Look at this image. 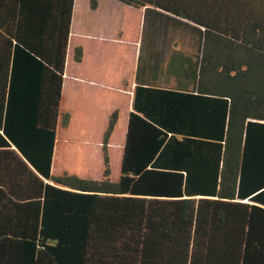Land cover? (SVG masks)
Here are the masks:
<instances>
[{"label":"trees","instance_id":"trees-1","mask_svg":"<svg viewBox=\"0 0 264 264\" xmlns=\"http://www.w3.org/2000/svg\"><path fill=\"white\" fill-rule=\"evenodd\" d=\"M117 1L178 75L137 83L113 180L118 111L100 178L52 172L75 0H0V264H264V0Z\"/></svg>","mask_w":264,"mask_h":264},{"label":"crops","instance_id":"crops-1","mask_svg":"<svg viewBox=\"0 0 264 264\" xmlns=\"http://www.w3.org/2000/svg\"><path fill=\"white\" fill-rule=\"evenodd\" d=\"M95 1L97 6L92 8L91 0H75L60 106L62 113L70 114V124L58 126L52 172L100 178L103 134L110 115L118 111L109 142L112 178L117 180L137 83H144L146 73L157 79L152 84L170 79V87L175 88L178 74L160 68L162 62H169L168 53L161 55L160 38L152 37L153 46L144 38L143 44L144 8L117 0ZM78 46L83 49L81 62L74 58ZM150 65L159 67L150 71ZM114 168H118L116 178Z\"/></svg>","mask_w":264,"mask_h":264},{"label":"rangeland","instance_id":"rangeland-1","mask_svg":"<svg viewBox=\"0 0 264 264\" xmlns=\"http://www.w3.org/2000/svg\"><path fill=\"white\" fill-rule=\"evenodd\" d=\"M77 165H81V163L80 162H77ZM68 171V170H67ZM118 173V168H114L113 169V174L115 175V173ZM115 178H116V175H115Z\"/></svg>","mask_w":264,"mask_h":264}]
</instances>
